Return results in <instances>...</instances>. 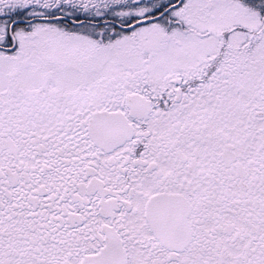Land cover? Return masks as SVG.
Segmentation results:
<instances>
[{"label": "snow or ice", "instance_id": "obj_1", "mask_svg": "<svg viewBox=\"0 0 264 264\" xmlns=\"http://www.w3.org/2000/svg\"><path fill=\"white\" fill-rule=\"evenodd\" d=\"M0 264H264V0H0Z\"/></svg>", "mask_w": 264, "mask_h": 264}]
</instances>
